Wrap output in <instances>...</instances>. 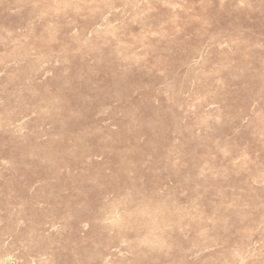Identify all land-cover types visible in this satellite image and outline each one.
Returning <instances> with one entry per match:
<instances>
[{
	"label": "rangeland",
	"instance_id": "rangeland-1",
	"mask_svg": "<svg viewBox=\"0 0 264 264\" xmlns=\"http://www.w3.org/2000/svg\"><path fill=\"white\" fill-rule=\"evenodd\" d=\"M0 264H264V0H0Z\"/></svg>",
	"mask_w": 264,
	"mask_h": 264
}]
</instances>
